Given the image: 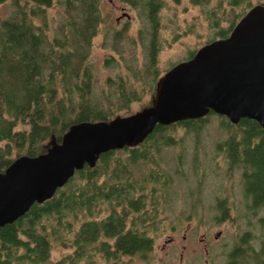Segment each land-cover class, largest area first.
Masks as SVG:
<instances>
[{
    "label": "trees",
    "instance_id": "obj_1",
    "mask_svg": "<svg viewBox=\"0 0 264 264\" xmlns=\"http://www.w3.org/2000/svg\"><path fill=\"white\" fill-rule=\"evenodd\" d=\"M11 1L15 13L0 18L2 170L21 154L36 155L53 140L61 141L76 122L110 120L117 115L116 108H105L95 98L88 61L93 38L104 21L103 0H65V19L53 35L48 13L55 0ZM129 1L136 4V0ZM142 1L153 27L148 66L154 67L160 49L157 13L163 1ZM236 18L228 27L217 29L215 38L229 35ZM214 22L219 26V17L214 15ZM120 34L117 31L115 37ZM159 77L156 72L153 79ZM120 84L123 107L138 95L124 81ZM208 114L158 124L139 144L109 149L100 154L95 165L86 163L76 170L52 197L35 202L17 220L0 226V264H81L93 260L94 253L108 260L122 255L147 256L154 248L152 231L160 228L174 182V173L161 165V148L178 143L172 133L177 126L199 135ZM218 115L228 135L217 147L225 153L231 169H242L252 207H264V128L252 118L233 123L226 115ZM142 162H151V166L141 171L138 166ZM217 204L223 209L220 218L229 217L226 199ZM261 222L264 225V216ZM247 234L241 239L243 244L238 242L229 251L224 264H264V241L256 249ZM54 241L72 251L53 259Z\"/></svg>",
    "mask_w": 264,
    "mask_h": 264
},
{
    "label": "rangeland",
    "instance_id": "obj_2",
    "mask_svg": "<svg viewBox=\"0 0 264 264\" xmlns=\"http://www.w3.org/2000/svg\"><path fill=\"white\" fill-rule=\"evenodd\" d=\"M162 1L157 13L160 49L154 67L148 66L153 27L143 1L102 2L104 21L93 38L88 61L95 98L105 108H116L117 115L150 106L156 72L159 77L175 63L191 57L192 52L217 36V29L228 27L238 14L243 15L249 2L259 0H243L239 4L232 0ZM64 2L55 0L49 8L50 35L65 19ZM15 10L11 0L0 3V18L14 14ZM214 15L220 19L219 26L215 25ZM117 31L121 34L115 37ZM121 81L138 95L123 107L119 102ZM172 133L178 137V143L162 146L159 159L163 167L174 173V182L160 228L152 231L153 250L147 256L122 255L110 260L94 253L93 260H83L81 264H224L229 251L241 243L246 233L253 247H261L264 207H252L245 194L242 169H231L225 153L217 147L228 135L221 117L208 114L199 135L183 126H177ZM150 166L151 162H142L138 169L143 171ZM221 198L226 199L227 218H220L223 209L217 203ZM70 251L72 248L54 241L52 258L59 259Z\"/></svg>",
    "mask_w": 264,
    "mask_h": 264
},
{
    "label": "water",
    "instance_id": "obj_3",
    "mask_svg": "<svg viewBox=\"0 0 264 264\" xmlns=\"http://www.w3.org/2000/svg\"><path fill=\"white\" fill-rule=\"evenodd\" d=\"M211 111L233 123L252 118L264 128V3L252 5L229 35L206 42L161 75L150 106L110 120L76 122L45 151L21 154L0 168V226L52 197L101 153L139 144L158 124Z\"/></svg>",
    "mask_w": 264,
    "mask_h": 264
},
{
    "label": "flooded vegetation",
    "instance_id": "obj_4",
    "mask_svg": "<svg viewBox=\"0 0 264 264\" xmlns=\"http://www.w3.org/2000/svg\"><path fill=\"white\" fill-rule=\"evenodd\" d=\"M238 2H242L243 0H237ZM251 1V0H250ZM196 2V1H195ZM238 2H233V4H239ZM256 3H264V1H262V0H259L258 2H256ZM256 3H251V2H249V8L252 6V5H254V4H256ZM248 8V9H249ZM120 17H118L117 19H119ZM195 53V52H194ZM242 244V243H241Z\"/></svg>",
    "mask_w": 264,
    "mask_h": 264
}]
</instances>
